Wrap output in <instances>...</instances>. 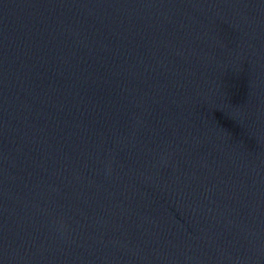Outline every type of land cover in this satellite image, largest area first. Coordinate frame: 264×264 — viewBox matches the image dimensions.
<instances>
[{"label":"water","instance_id":"95a60500","mask_svg":"<svg viewBox=\"0 0 264 264\" xmlns=\"http://www.w3.org/2000/svg\"><path fill=\"white\" fill-rule=\"evenodd\" d=\"M0 264H264V0H0Z\"/></svg>","mask_w":264,"mask_h":264}]
</instances>
